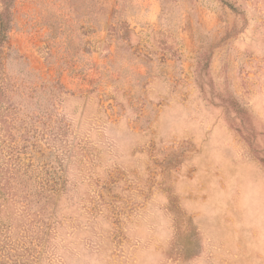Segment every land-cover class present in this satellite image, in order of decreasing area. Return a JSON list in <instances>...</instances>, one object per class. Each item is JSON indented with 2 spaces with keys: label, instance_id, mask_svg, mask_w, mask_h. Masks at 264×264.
<instances>
[{
  "label": "rangeland",
  "instance_id": "374dc122",
  "mask_svg": "<svg viewBox=\"0 0 264 264\" xmlns=\"http://www.w3.org/2000/svg\"><path fill=\"white\" fill-rule=\"evenodd\" d=\"M9 20L0 164L57 184L16 207L0 264H264V0H15Z\"/></svg>",
  "mask_w": 264,
  "mask_h": 264
},
{
  "label": "trees",
  "instance_id": "16d2710c",
  "mask_svg": "<svg viewBox=\"0 0 264 264\" xmlns=\"http://www.w3.org/2000/svg\"><path fill=\"white\" fill-rule=\"evenodd\" d=\"M14 1L0 0V6H2L0 8V49L6 40V32L9 29V18ZM224 3L231 10H236L228 2L224 1ZM43 167L44 169L49 168V165H44ZM29 168L30 166H26L24 169H16L8 166V163L7 165L0 164V230L3 233V244L0 245V252L5 253L3 254V259L8 258L6 250L9 245L5 235L6 232L11 230L14 223L17 228L23 226L20 220L16 222L17 219L22 217L16 215V207L21 205L25 216H27L32 206L41 205V207H46V203L43 205V200L48 198L45 197L48 195V189L50 188L52 191L54 189L53 186L57 184V182L50 179L43 180L44 182L39 178L33 179L29 176L31 173ZM49 172L50 170L47 169V174ZM48 186L49 188H47ZM7 251L10 252V250Z\"/></svg>",
  "mask_w": 264,
  "mask_h": 264
}]
</instances>
